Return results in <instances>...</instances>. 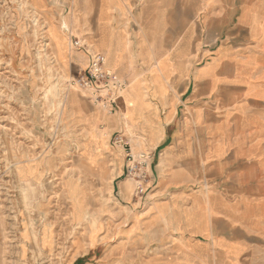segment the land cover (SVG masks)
Masks as SVG:
<instances>
[{
    "label": "rangeland",
    "instance_id": "374dc122",
    "mask_svg": "<svg viewBox=\"0 0 264 264\" xmlns=\"http://www.w3.org/2000/svg\"><path fill=\"white\" fill-rule=\"evenodd\" d=\"M70 1L0 0V264H145L169 228L167 219L161 220L166 206L152 205L157 220L145 212L151 203L166 200V191L152 179L147 202L136 203L128 148L115 142V133L124 136L134 155L151 156L145 135L130 123L150 105L147 79L143 73L125 80L118 106L76 82L69 62L82 49L70 39L65 18L53 21L69 12ZM163 66L151 70L153 97L166 93ZM103 110L112 114L104 117ZM145 121L150 123L142 117ZM226 184L254 194L222 200L247 214L231 219L250 228V259L241 264H264V181H196L188 190H222ZM179 200L184 207L185 198ZM204 200L206 207L221 201ZM151 221L158 222V230L145 226Z\"/></svg>",
    "mask_w": 264,
    "mask_h": 264
},
{
    "label": "crops",
    "instance_id": "0c3cea01",
    "mask_svg": "<svg viewBox=\"0 0 264 264\" xmlns=\"http://www.w3.org/2000/svg\"><path fill=\"white\" fill-rule=\"evenodd\" d=\"M69 4L67 14L52 20H67L70 39L77 37L89 52L102 53L106 67L124 80L138 76L135 81L143 73L147 79L145 100L150 105L130 123L135 133L145 135L154 160L152 179L166 191V200L151 203L145 216L157 220L152 205L166 206L161 220L166 218L169 228L145 264L244 262L250 228L246 222L231 221L242 211L222 199L254 194L237 193L229 184L222 190L190 192L188 185L264 181V0ZM87 50H76L70 57L76 79L88 65ZM160 63L166 93L153 97L151 70ZM142 117L150 123L143 124ZM121 188L125 197L127 190ZM214 197L221 199L219 205L206 207L204 199ZM214 212L221 217H214ZM244 212L240 215H247ZM156 223L145 226L158 230Z\"/></svg>",
    "mask_w": 264,
    "mask_h": 264
},
{
    "label": "built area",
    "instance_id": "2783aa9c",
    "mask_svg": "<svg viewBox=\"0 0 264 264\" xmlns=\"http://www.w3.org/2000/svg\"><path fill=\"white\" fill-rule=\"evenodd\" d=\"M73 44L78 48L87 50L84 42L77 37H74ZM87 52L89 54L88 65L82 75L76 79V82L86 89L95 90L99 94L97 99H103V96H105L109 98L112 105L117 104L121 98L120 92L126 87V81L106 67L105 56L102 53L89 52L88 50ZM103 91H105V94H103ZM115 142L123 146L124 149L128 148L127 173L136 184L133 198L136 203L142 205L147 202V191L152 185V177L149 172V168L152 169V157L145 153L134 155L123 135L116 136Z\"/></svg>",
    "mask_w": 264,
    "mask_h": 264
},
{
    "label": "bare ground",
    "instance_id": "6f19581e",
    "mask_svg": "<svg viewBox=\"0 0 264 264\" xmlns=\"http://www.w3.org/2000/svg\"><path fill=\"white\" fill-rule=\"evenodd\" d=\"M72 45H73V44H72ZM112 67H113V66H112ZM109 113L112 114V112H106V111L103 110L101 115L104 116V117H107ZM118 114H119V113H118ZM111 116H112V115H111ZM103 119H104V118H103ZM106 119H107V118H106ZM119 119H120V118H119ZM103 122H104V121H103ZM107 123H108V122H107ZM125 123H126V122H125ZM127 128H128V127H127ZM129 130H130V129H129ZM130 136H131L132 140L138 139V140H140L141 143H143V141H144V140L142 141L141 138H138V136H134V135H131V134H130ZM142 138H143V137H142ZM136 141H137V140H136ZM134 143H135V142H134Z\"/></svg>",
    "mask_w": 264,
    "mask_h": 264
}]
</instances>
